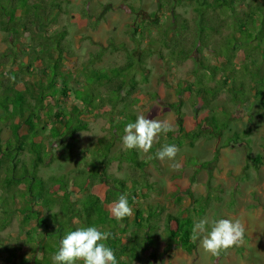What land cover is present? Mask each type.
I'll return each mask as SVG.
<instances>
[{"label": "trees", "instance_id": "trees-1", "mask_svg": "<svg viewBox=\"0 0 264 264\" xmlns=\"http://www.w3.org/2000/svg\"><path fill=\"white\" fill-rule=\"evenodd\" d=\"M60 1L0 0V31L13 36L19 33L31 36L34 48L30 61L38 60L46 69L40 75L36 74L33 81H22V89L16 88L13 82L8 81L9 78L0 81V110L8 113V118L0 121V192L4 194L0 198V212L4 215L0 220V229L8 225L13 216L19 220L14 241L0 242V249L5 254L4 261L9 264H53L51 258L58 251L60 240L68 232L87 226H96L101 231L111 233L105 243L114 251L118 264H126V257L139 264H152L153 259L147 252H150L153 244L165 245L166 258L172 255L169 251L171 248L192 252L196 242L190 238L194 226L191 215L175 214L157 204L142 206L134 199L137 192L135 179L128 182L107 172L106 168L113 157L108 155L113 139L97 142L87 166L80 169L72 180L66 174L45 178L39 174V167L48 159V154L43 151V139H54L68 131L85 129L87 125L83 110L93 116L104 117L112 111L104 110L105 105L120 102L121 107L116 109L121 114L117 126L119 132L124 131L127 123L135 122V114L128 105L138 91L136 80L129 72L134 66L143 71L145 59L153 51L149 42L138 46L133 35L137 29L133 26L129 32L135 47L126 51L125 62L105 69L88 70L81 82L85 88L77 86L72 89L71 99L78 101L83 110L72 103L67 111L58 108L52 112L50 100L55 99L56 93L66 98L68 89L60 73L68 55L64 43L67 33L63 28L51 32L47 30L50 24L56 23L62 11ZM251 1H157L158 8L164 9L160 12L163 19L157 30L158 56L174 62L193 59L189 73L195 78L196 85L191 88L185 84V91L191 98L192 106L200 102L207 111L192 128L178 124L176 130L168 132L164 144L156 143L153 146L156 152L165 144L180 147L183 144L191 145L199 138H219L233 114L226 104L208 105L210 98L221 87L227 91V102L233 106L248 100V92L253 89L252 97L254 100L258 98L259 110L264 109V70L261 68L264 64V0ZM183 4L190 6L189 18L175 10ZM204 49L212 51L216 59L221 58L220 66L202 60ZM237 63H240L239 67ZM241 71H246L248 75L244 77ZM217 72L227 75L221 80L215 79ZM10 74L15 76L13 72ZM56 79L61 81L57 88L54 87ZM142 79L145 80V76ZM209 79L213 81L212 85L205 84ZM182 83L184 81L177 82V91H180ZM26 97L33 99L31 107ZM166 105L180 114L179 103L169 102ZM243 109L248 111V105ZM50 115L56 123H51L45 133L42 125L47 123ZM15 117L18 118L16 122ZM22 127L24 130L20 132ZM2 130L7 131L4 137ZM248 135L249 129L231 131L221 146L246 141ZM135 154L134 149L120 151V155L130 163L141 167L144 162L138 160ZM63 155L67 160H72V154L63 152ZM249 159L253 169L264 163V156L258 154ZM185 162L197 165L193 156L185 157ZM205 163H200L199 167ZM108 180L115 188H111L113 196L100 198L91 191L93 184L100 181L107 183ZM71 186L76 188L75 192ZM144 187L148 189L147 184ZM121 194H127L134 214L118 220L112 216L111 208L107 205L110 201L115 203ZM140 195L145 196L147 192ZM176 199L178 201L180 197ZM196 200L193 199V204ZM131 228H136L135 233ZM27 244L30 257L27 254L17 256L21 246Z\"/></svg>", "mask_w": 264, "mask_h": 264}, {"label": "rangeland", "instance_id": "rangeland-1", "mask_svg": "<svg viewBox=\"0 0 264 264\" xmlns=\"http://www.w3.org/2000/svg\"><path fill=\"white\" fill-rule=\"evenodd\" d=\"M46 1V0H45ZM158 0H61L62 11L54 25L47 27L48 32L57 29H65L64 39L68 55L61 68L63 80L67 82V97H60L57 93L55 99H51L54 109L68 110L71 104H81L71 99L72 89L85 85L81 84L84 74L88 70L105 69L125 62L126 51L135 47L131 39V28L138 46L146 43L152 45V54L145 59L144 70L134 66L129 72L136 80L137 93L130 99L128 107L137 117L144 114L147 119L159 118L169 120L174 130L178 124L186 128H192L195 122L206 113L207 108L201 107L200 102L191 104V98L185 91L186 85L191 88L196 85L195 78L189 73L193 67V59L187 58L180 62L169 61L160 58L157 50V30L161 25L163 16L157 6ZM255 0H252L253 2ZM242 7V6H240ZM186 17H190V6L183 4L175 8ZM143 27V30H142ZM163 35V33H162ZM32 37L22 33L13 36L0 31V81L9 78L16 88H23L22 81L31 82L36 74L45 72V67L40 61H30L33 51ZM136 42V43H137ZM256 57V56H255ZM198 56L196 55V59ZM202 60L208 64L220 66L221 58H215L212 51L204 49ZM248 67L250 64L246 61ZM28 66V67H26ZM240 66V63H237ZM29 70H28V69ZM264 70V64L261 67ZM30 71V72H29ZM13 72L14 77L10 74ZM244 77L246 71H241ZM37 75V76H38ZM227 75L217 72L215 79L221 80ZM145 76V80L142 79ZM178 81H184L180 91H177ZM212 80H207L206 85H212ZM61 81L56 79L54 87L57 88ZM188 85V86H189ZM221 87V86H220ZM102 90V87H99ZM253 89L248 92L249 98L243 103L233 106L227 102V91L224 87L210 98L209 106L226 104L233 114L230 117L227 128L219 138H199L191 145L183 144L178 147L179 152L175 162L179 164L178 170H172L169 161L161 162L155 158L156 151L152 147L149 153L136 150L138 160L144 162L141 167L135 166L120 155L125 149L122 144L124 131L117 129L121 120V114L116 109L121 107L120 102L105 105L104 110H112L107 116L82 112L86 122V128L73 132H66L58 138L43 139V151L48 154V159L43 163L38 172L42 177L49 175L66 174L72 180L80 169L87 166V160L91 158L95 145L113 139L108 155L113 156L109 162L107 172L113 176L125 179L128 182L135 179V201L142 206L146 204L162 205L166 211L191 215L195 221L208 216L210 219H240L245 228L243 243L222 251L219 256L206 253L197 240L195 249L186 253L171 248L172 255L165 257V245L153 244L147 254L153 259L152 264H264V163L256 169L250 165V157L258 154L264 156V109L259 110L257 99L254 100ZM264 98V94H262ZM193 100V99H192ZM26 102L31 107L33 99L26 97ZM179 103V112L169 108L166 103ZM248 105V111L244 106ZM45 113V112H43ZM44 115V114H42ZM81 115V118H82ZM8 113L0 110V121L6 120ZM51 115L47 123L43 124V132H47L48 126L53 121ZM17 117L14 118L16 122ZM59 125V124H56ZM60 126V125H59ZM249 129L246 141H240L229 146L221 144L231 131ZM24 128L20 129L23 132ZM7 131L2 130V137ZM167 133L159 137V144H164ZM54 143V144H53ZM59 145V149H54ZM155 146V144L153 145ZM216 148H219L217 151ZM68 152L72 154V160L61 156ZM215 154V156H214ZM152 157L151 159L149 157ZM193 156L197 162L192 166L185 162V157ZM199 167L200 163H204ZM109 180L100 181L91 187V191L103 198L105 195L113 196V185ZM147 184L146 189L144 185ZM73 191L76 188L71 186ZM111 188H113L111 190ZM141 192L147 195L141 196ZM76 194V193H75ZM74 194V196H75ZM4 194L0 192V198ZM177 196L180 199L177 201ZM193 199H197L193 204ZM114 202L108 203V208ZM195 205L193 208L192 206ZM197 206V207H196ZM198 208V209H197ZM201 211L199 212V209ZM4 215L0 212V220ZM18 217L13 216L5 227L0 229V242L14 241L18 232ZM136 228H131L135 233ZM29 245L21 246L17 256L29 255ZM4 252L0 249V264H9L4 261ZM126 264H139L135 260L124 259Z\"/></svg>", "mask_w": 264, "mask_h": 264}, {"label": "clouds", "instance_id": "clouds-1", "mask_svg": "<svg viewBox=\"0 0 264 264\" xmlns=\"http://www.w3.org/2000/svg\"><path fill=\"white\" fill-rule=\"evenodd\" d=\"M171 131H174V128L169 120L147 119L144 114H140L134 123H127L122 144L126 149L149 153L153 145L158 143L160 135ZM53 148L58 150L59 145ZM178 152L176 145L165 144L155 153V158L161 162H171L172 170H178L179 164L175 162ZM111 214L118 220L134 214L127 194L118 197L111 207ZM244 235L245 228L240 219H210L205 216L194 222L190 238L193 241L199 240L206 253L219 256L222 251L242 244ZM110 236V232L101 231L96 226L70 231L60 240L58 251L51 258L53 264H118L114 251L105 243Z\"/></svg>", "mask_w": 264, "mask_h": 264}]
</instances>
